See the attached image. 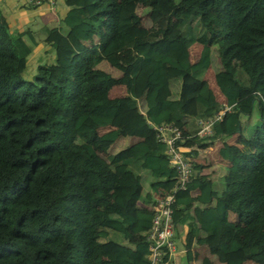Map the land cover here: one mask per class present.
I'll return each instance as SVG.
<instances>
[{"label":"trees","instance_id":"trees-1","mask_svg":"<svg viewBox=\"0 0 264 264\" xmlns=\"http://www.w3.org/2000/svg\"><path fill=\"white\" fill-rule=\"evenodd\" d=\"M64 3L65 30L41 27L53 60L38 63L29 79L21 73L32 39L27 29H11L0 7V264L147 262L149 205L175 176L147 121L191 134L197 119L220 108L205 78L212 45L214 82L229 108L212 122L211 135L184 144L240 133V115L256 103L258 121L246 136L252 149L217 147L227 161L219 189L200 176L196 151H185L192 177L175 192L172 221L184 225L188 260L194 241L222 264H264V0ZM137 4L147 8L150 27L140 24ZM193 43L200 48L191 60ZM103 60L119 74L99 67ZM172 77L180 80L176 96ZM119 82L124 93L109 96ZM101 126L110 128L96 133ZM125 135L138 139L99 155ZM140 169L153 177L144 193Z\"/></svg>","mask_w":264,"mask_h":264},{"label":"rangeland","instance_id":"rangeland-1","mask_svg":"<svg viewBox=\"0 0 264 264\" xmlns=\"http://www.w3.org/2000/svg\"><path fill=\"white\" fill-rule=\"evenodd\" d=\"M0 1L2 2L3 0H0ZM57 1L59 4L60 3L59 0H57ZM18 2L21 3L22 7L24 5L26 6L24 0H18ZM60 7H61V9H63V7H66V4L62 1L60 4ZM17 9H18V7H17ZM136 13L138 14L140 24H142L146 27H150L151 21L148 17L147 8L142 6L141 4H137ZM14 23L15 22L12 21L11 24L13 25ZM163 23H164L163 20H161L158 23V25L161 26V25H163ZM24 24H27V26H30L32 28L33 36L35 37V40H37L38 44H40L37 48L34 47L31 50V53H29L27 55L26 64H25V67L21 73L24 78L29 79L35 73L36 66L38 63H45V62L48 63V62H51L53 60L54 51H53V48L46 41H44L43 34L40 31H38L36 28V27L41 25L40 19H39V17H36V14L33 15L27 21H25ZM58 25L61 26L62 31L65 30V27L60 23V21H59ZM31 44H32V42H31ZM46 44L50 48V49L48 48L49 53L47 51H45V53H44V49H46L44 45H46ZM32 46H33V44H32ZM215 47H216L215 45L211 46V62L205 71V77L208 81H210L208 83L214 89L216 87L215 82H214V73L219 68V60H218V56H217V52L215 50ZM199 48H200V45L197 43H193L189 46V56H190L191 60L196 57ZM98 65H99V67L103 68L104 70L110 72L111 74H113L115 76H117L119 74L117 69L111 67L104 60L99 62ZM170 87H171V95L172 96L179 94L180 80L178 77H172L171 78ZM123 93H124V86L120 82L114 84L108 90L109 96H117V95H121ZM137 105H138V108L142 111L144 108V103H143V100L141 98L138 99ZM240 121H241V124L243 127V133L245 134V136L248 137L249 131H251V129L253 128V124L258 121L256 103L253 104L251 112L249 114H241L240 115ZM109 128H110V126H101V127H97L95 129V131H96V133H101V132H103ZM130 137H132V136L125 135V136L116 137L108 145V147L104 151L99 152V155L102 157H105L107 153L114 152V151L118 150L119 148L125 146L126 144H128L130 142L131 139H133ZM243 143H245V142L243 141ZM246 143H247V141H246ZM211 144H212V148H207L205 146L200 147L197 145L198 148L196 150V154L193 156V159L195 161H201L202 167H204V168H202V167L200 168V173H199L200 176L211 178L215 183V187L217 189H219L222 185L221 174L224 171L225 165L222 162L224 160L216 152V149L218 147L217 144H215L214 142H212ZM139 174L141 175L142 190L143 191L149 190L150 189L149 182L153 179V177L150 175V173L147 169H140ZM229 217L234 218V215L232 213H230ZM110 235L112 237H116L115 239L118 241H123L122 238L118 234H117L118 236H116L114 234H110ZM183 235H184V226H181V227L178 226L175 229V235H174L175 251L171 255V263L170 264H201L202 255H203L202 253H204V252L211 259V264H222V262L217 260L216 257L213 254H211L207 249H204V248L201 249V246L206 247L204 244L200 243V245H199V244H197V242L193 243L191 245V247L198 249L199 251H195V250L190 251L191 259L188 260L185 257V252L180 251V249H182L184 247ZM243 264H257V263H255L251 260H245L243 262Z\"/></svg>","mask_w":264,"mask_h":264},{"label":"built area","instance_id":"built-area-1","mask_svg":"<svg viewBox=\"0 0 264 264\" xmlns=\"http://www.w3.org/2000/svg\"><path fill=\"white\" fill-rule=\"evenodd\" d=\"M56 1L24 0L28 6H45L51 10L55 7ZM228 108L229 105L223 102L212 116L197 119V130L191 134H184L177 125L168 121L159 123L147 121L148 125L154 130L156 138L164 143V152L169 165L175 171V176L169 190L158 189L153 193V201L149 205L152 211L151 222L145 234L148 242L145 254L147 262L145 264H170L171 255L175 251L172 221L175 192L184 188L186 182L192 177L191 159L184 153L186 150H190L192 146H186L184 140L195 135H210L212 133V122L220 118L221 114Z\"/></svg>","mask_w":264,"mask_h":264},{"label":"crops","instance_id":"crops-1","mask_svg":"<svg viewBox=\"0 0 264 264\" xmlns=\"http://www.w3.org/2000/svg\"><path fill=\"white\" fill-rule=\"evenodd\" d=\"M62 1L64 2V0H59V2H60L59 4H58V1H56V5H55V7L52 10L48 9L45 6L32 7V6H27V5L25 6L24 5L22 7L21 3L18 2V0H3L2 2L0 1V7L3 9L6 17H8L7 20H8V23H9V27L11 29H18V30L27 29L28 30L29 38L32 39L33 46L31 44V41L28 40L30 42V47H31V50H32L34 47L37 48L40 44H38L37 40H35V37L33 36V33H32V28L30 26H27V24H24L25 21H27L33 15L36 14V17H39L40 22H41V25L36 27V28L41 33H42V31H41V27L42 26H59L58 24H59V21H60V17L64 14V12L67 9V6L63 7V9H61L60 4H61ZM17 7H18V9H17ZM12 21L15 22L13 25L11 24ZM44 46L46 48V49H44V53H45V51H47L49 53V51H48L49 46L47 44L44 45ZM31 50H30L29 53H31ZM208 82H210V81H208ZM209 86H210V84H209ZM215 86H216V84H215ZM211 89H212V91H213V93H214V95H215V97H216V99L218 101H220V102H224L225 101L224 100V96L218 90L217 86L215 87V89L212 88V87H211ZM129 136H132L130 138H133V139L130 140L129 143H132V142H134V141H136L138 139V137H136V136H133V135H129ZM245 140H246V136L243 133V131H241L240 133H233V134H230V135H221L219 137H215L211 141V143L214 142L215 144H217V146L224 145V146L229 147L230 149L237 150V151L239 149L240 150H244V151H249V150L252 149V146L249 145L248 143H246ZM243 141L245 143H243ZM211 143H208L206 145H199V144L194 143L193 146H192V150L196 151L198 146H200V147H204L205 146L207 148H212V144ZM216 152H217V149H216ZM223 160H224V161H222L223 164L227 165V161L225 159H223ZM197 162H199L201 167H202L201 161H197ZM120 167H122V166L121 165L117 166V168H120ZM202 168H204V167H202ZM199 173H200V171H199ZM146 191H150V189L146 190ZM144 192L145 191H143V193ZM142 204L146 205V203H144L142 201H139V205H142ZM178 226L181 227V226H184V225H178ZM184 230H185V228H184ZM193 243H196V242L193 241L191 243V245ZM197 244L200 245V243H197ZM191 245L189 247L190 251H194V250L195 251H199L198 249L192 248ZM203 248L207 249L206 247L201 246V249H203ZM202 254H203L202 258L203 257H207L208 260L210 261V264H211V259L209 258V256L205 252L202 253Z\"/></svg>","mask_w":264,"mask_h":264},{"label":"clouds","instance_id":"clouds-1","mask_svg":"<svg viewBox=\"0 0 264 264\" xmlns=\"http://www.w3.org/2000/svg\"><path fill=\"white\" fill-rule=\"evenodd\" d=\"M27 6H28V5H27ZM220 103L222 104L223 102H220ZM224 103H226V102L224 101ZM220 107H221V106H220ZM195 123H196V121H195ZM196 125H197V123H196ZM197 127H198V125H197ZM196 130H197V129H196ZM196 130H195V131H196ZM211 134H212V133H211ZM211 134H210V135H211ZM207 136H208V135H207ZM198 137H204V136H198ZM190 146H193V145H190ZM186 151H192V148H191L190 150H186ZM193 151H194V150H193ZM188 181H189V180H188ZM175 229H176V228H174V235H175ZM182 249H184V250H181V249H180V251H184V252H185L186 248L183 247ZM170 263H171V261H170Z\"/></svg>","mask_w":264,"mask_h":264}]
</instances>
